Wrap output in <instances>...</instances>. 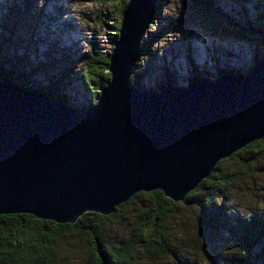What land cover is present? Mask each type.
I'll use <instances>...</instances> for the list:
<instances>
[{
  "label": "water",
  "instance_id": "water-1",
  "mask_svg": "<svg viewBox=\"0 0 264 264\" xmlns=\"http://www.w3.org/2000/svg\"><path fill=\"white\" fill-rule=\"evenodd\" d=\"M159 1L128 0L94 105L0 83V215L74 225L140 193L182 202L220 162L264 139V61L247 76L186 88L131 87Z\"/></svg>",
  "mask_w": 264,
  "mask_h": 264
},
{
  "label": "rangeland",
  "instance_id": "rangeland-1",
  "mask_svg": "<svg viewBox=\"0 0 264 264\" xmlns=\"http://www.w3.org/2000/svg\"><path fill=\"white\" fill-rule=\"evenodd\" d=\"M115 2L0 0V71L18 86L59 93L78 109L90 107L99 96L82 84L80 57L92 54L91 45L103 58L112 54L119 35L112 27L121 25ZM27 3L32 11L23 9ZM159 5L157 21L143 41L150 53L145 52L133 74L142 90L161 91L169 84L186 88L196 78L215 82L227 72L247 76L264 61V0H160ZM10 8L22 11L12 18ZM218 179L213 186L221 184L229 215H264V148L222 164ZM206 191L168 215L172 255L153 256L137 247L133 264H240V246L227 235L207 233L200 219ZM150 204L141 198L126 209L123 218L106 226L105 241L127 247L137 212ZM95 253L93 240L68 235L54 250L55 264H86Z\"/></svg>",
  "mask_w": 264,
  "mask_h": 264
},
{
  "label": "trees",
  "instance_id": "trees-1",
  "mask_svg": "<svg viewBox=\"0 0 264 264\" xmlns=\"http://www.w3.org/2000/svg\"><path fill=\"white\" fill-rule=\"evenodd\" d=\"M114 1H117V3H114V6L119 11V19L122 20V14L128 0ZM31 5L27 3L23 6V9L28 12L32 11ZM156 7L155 22L161 11L159 4ZM10 10L13 18L14 15H17L16 12L22 11V8H10ZM197 10L204 14H208L209 11L208 8L203 6H199ZM113 28L115 32H119L120 25L113 26ZM150 29H153V26ZM238 38L242 41L252 42V39L247 36H238ZM144 45L142 44V54L139 61H141L145 52L147 55L150 53V49ZM91 49L92 54L80 57V61L83 62L81 81L84 86L90 90H94V93L99 96L101 91L110 82L111 75L108 71L109 58H103L102 53H100L95 45H91ZM137 64L133 74L135 73ZM10 77V74L0 71V83L8 80L11 84L18 86L13 83V79ZM200 79L202 78L193 79L190 83L192 84ZM130 84L132 88L141 89L134 81L133 75ZM168 86H171V84ZM18 87L45 92L51 99L60 98L64 102L67 101L66 97L59 93L51 94L47 91L36 90L28 84ZM96 102L97 100L92 105ZM65 103L71 106L67 102ZM262 148H264V139L250 144L231 158L223 160L217 165L211 177L203 181L195 191L188 194L185 200L182 201L185 204H189L198 199L207 190V194L200 204V219L207 229V233L215 236L227 235L240 246L242 250L240 264H264V215L254 211L247 218H233L226 209L225 194L221 196V184L217 183L216 186H213V181L219 182L218 174L221 172L222 164L235 159L242 160L244 155L257 154ZM141 198H149L151 206L148 209H141L137 212L132 228L133 239L129 245L125 248H118L114 244L106 242V226L117 218H123L122 215L125 210ZM220 199H224V202L220 203ZM182 202H173L160 191L140 193L134 196L127 204L118 207L116 212L109 217L96 213H86L74 225H62L52 221L39 220L34 216L26 214L0 215V264H55L54 250L59 246L60 240L68 235H84L93 240L97 254L95 253V258L86 264H133L137 247L143 248L146 253L153 256L169 257L172 255L171 240L166 231L165 223L168 215L173 213Z\"/></svg>",
  "mask_w": 264,
  "mask_h": 264
}]
</instances>
